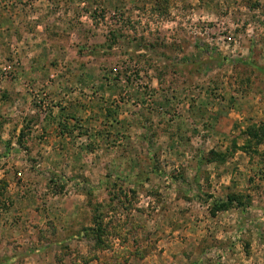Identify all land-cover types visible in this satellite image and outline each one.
<instances>
[{
	"label": "rangeland",
	"instance_id": "374dc122",
	"mask_svg": "<svg viewBox=\"0 0 264 264\" xmlns=\"http://www.w3.org/2000/svg\"><path fill=\"white\" fill-rule=\"evenodd\" d=\"M0 264H264V0H0Z\"/></svg>",
	"mask_w": 264,
	"mask_h": 264
},
{
	"label": "trees",
	"instance_id": "16d2710c",
	"mask_svg": "<svg viewBox=\"0 0 264 264\" xmlns=\"http://www.w3.org/2000/svg\"><path fill=\"white\" fill-rule=\"evenodd\" d=\"M108 115H110V117H114V115H115V113L113 112L112 114L110 113V111H109V114ZM250 132L249 133H247L248 134V136H249V138H250V140L252 139H254L253 141H256V143L258 142L257 140L260 138V135L257 133V132H259L256 128H251L250 130H249ZM251 140V141H252ZM236 149V148H235ZM245 149V151H250V149H248L247 147H245L244 148ZM226 156L225 155H218V157H216L217 158V160L219 161H221V160H223L224 158H225ZM232 199H230L229 200V202L228 203H223V204H221V205H219V208H220V210H224V209H227V208H229L231 205H232Z\"/></svg>",
	"mask_w": 264,
	"mask_h": 264
},
{
	"label": "crops",
	"instance_id": "0c3cea01",
	"mask_svg": "<svg viewBox=\"0 0 264 264\" xmlns=\"http://www.w3.org/2000/svg\"><path fill=\"white\" fill-rule=\"evenodd\" d=\"M47 148H50V149H51V148H52V145H51V146H46V149H47ZM56 151H57V150H56Z\"/></svg>",
	"mask_w": 264,
	"mask_h": 264
}]
</instances>
